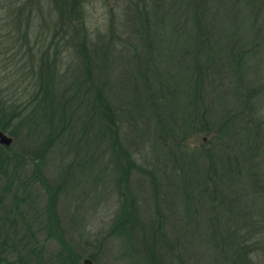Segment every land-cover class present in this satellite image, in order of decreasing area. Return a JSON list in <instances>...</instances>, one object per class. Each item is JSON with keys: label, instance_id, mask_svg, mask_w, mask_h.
<instances>
[{"label": "rangeland", "instance_id": "obj_1", "mask_svg": "<svg viewBox=\"0 0 264 264\" xmlns=\"http://www.w3.org/2000/svg\"><path fill=\"white\" fill-rule=\"evenodd\" d=\"M46 1L0 67L25 105L0 130L13 264L30 246L39 264H237L208 219L225 241L246 223V263L264 264V0Z\"/></svg>", "mask_w": 264, "mask_h": 264}, {"label": "trees", "instance_id": "obj_2", "mask_svg": "<svg viewBox=\"0 0 264 264\" xmlns=\"http://www.w3.org/2000/svg\"><path fill=\"white\" fill-rule=\"evenodd\" d=\"M70 1L73 2V0ZM45 2L47 1L39 0V4H41L40 8L38 6L39 10L36 11L37 14L41 9L47 6V3ZM36 3H33V0H0V67L3 68L5 64V57H3L2 54L7 56L11 54L12 57L22 58L25 56L24 53H27L26 49L28 48H25L27 47L25 39L33 26L32 24L36 23L37 21V15H34V4ZM13 65H15V61ZM27 65L25 66L23 62H19L16 69H23L24 67L25 69H27L29 68ZM1 77L2 76L0 75V130L9 131V124L11 123V120H13V117L15 118V116H19V113H22L21 111L25 108V105L24 103H22L23 109L21 110V107H19L18 104L15 103V99L13 97H10L8 86H3V80L5 81V79ZM51 100L52 92L46 85L41 84L35 86L34 92L29 99L30 102L35 103V106L42 111L45 110L44 108H47L46 106H48V108H51ZM103 107L104 108L102 109H104V111L100 109L101 113H104V115L108 114L109 110L107 105H103ZM43 113L45 115V112ZM27 116L31 118L30 115H26V117ZM20 121L21 120H19L17 123L19 124ZM17 127L18 125L15 124L14 128ZM16 132L14 133L17 136ZM229 205H231V203ZM129 221L130 217L129 213L127 212L125 218H120L121 224H119L117 227L122 230L127 225V223H129ZM205 222L206 236L211 240L214 247L221 248L220 246H222L224 241L226 245H229V247L233 249V257L235 258V262L237 264H247L246 259L250 257L249 254L251 253V246L245 243V241L239 239L240 233L241 231H243L246 223H242L240 226L233 225V227L229 230L231 232H228V230H226L228 235L225 241L223 237L218 238L219 229L211 225L212 223H210L211 221L209 219L205 220ZM20 247L23 248L24 246H18L13 236L8 234L3 236L0 235V264H3V262L8 260H11L10 262L11 264H13V259L9 258L15 256V254L19 252ZM39 248L38 246H30V249L25 253L21 254L20 252L19 258L25 261L26 264H39L41 263V261H39ZM73 258L69 256L67 259L68 261L71 260L72 262L73 260L74 262Z\"/></svg>", "mask_w": 264, "mask_h": 264}, {"label": "water", "instance_id": "obj_3", "mask_svg": "<svg viewBox=\"0 0 264 264\" xmlns=\"http://www.w3.org/2000/svg\"><path fill=\"white\" fill-rule=\"evenodd\" d=\"M11 142H12V137H9L4 132L0 131V144L10 145ZM83 263L84 264H91V260L84 259L83 260Z\"/></svg>", "mask_w": 264, "mask_h": 264}]
</instances>
